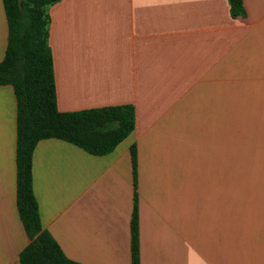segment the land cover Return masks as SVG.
Instances as JSON below:
<instances>
[{"label":"crops","instance_id":"obj_1","mask_svg":"<svg viewBox=\"0 0 264 264\" xmlns=\"http://www.w3.org/2000/svg\"><path fill=\"white\" fill-rule=\"evenodd\" d=\"M244 5L237 17L229 0L47 6L58 109L132 104L136 112L134 130L107 154L59 138L35 145L42 227L69 258L132 264L136 145L140 264H264V180L257 193L229 186L231 98L264 102V0ZM8 36L0 0V62ZM16 151L17 99L3 84L0 264H21L29 243L17 207Z\"/></svg>","mask_w":264,"mask_h":264},{"label":"trees","instance_id":"obj_2","mask_svg":"<svg viewBox=\"0 0 264 264\" xmlns=\"http://www.w3.org/2000/svg\"><path fill=\"white\" fill-rule=\"evenodd\" d=\"M58 0H4L9 26L8 44L0 62V85L11 84L17 99V207L28 245L21 264H83L69 258L52 234L42 227L33 191L32 157L44 138L71 142L89 153L107 154L135 128L132 104L108 105L74 111L57 106L54 57L49 44L47 6ZM233 17L244 16V0H229ZM134 208L131 219L132 264H140L137 198L138 159L130 148Z\"/></svg>","mask_w":264,"mask_h":264},{"label":"rangeland","instance_id":"obj_3","mask_svg":"<svg viewBox=\"0 0 264 264\" xmlns=\"http://www.w3.org/2000/svg\"><path fill=\"white\" fill-rule=\"evenodd\" d=\"M233 100L230 104V190L257 193V182L264 180V166H257L264 165V118H261L264 102L250 104L257 106L255 116L252 106ZM242 161L245 165L233 163Z\"/></svg>","mask_w":264,"mask_h":264}]
</instances>
